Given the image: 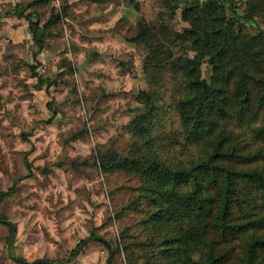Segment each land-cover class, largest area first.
Instances as JSON below:
<instances>
[{"label": "trees", "instance_id": "16d2710c", "mask_svg": "<svg viewBox=\"0 0 264 264\" xmlns=\"http://www.w3.org/2000/svg\"><path fill=\"white\" fill-rule=\"evenodd\" d=\"M41 1L14 13L27 17L38 50L46 28L60 19L57 12L44 21L30 19L32 9L24 10ZM66 3L62 9L69 8ZM163 5L169 13L140 17L128 37L149 49L143 62L148 88L139 95L143 109L128 121L129 151H96L105 172L136 180L129 205L140 214L142 232L124 244L128 264H264V31L249 33L236 24L224 0H190L181 8L187 25L177 31L165 21L175 3ZM245 5L255 11L258 4ZM184 41L192 53L175 56L171 46ZM31 74L40 84L52 81L51 74ZM0 223L13 231L7 217L0 215ZM88 239L104 246L108 264L115 248L94 232L79 239L65 259ZM12 258L21 264L65 260Z\"/></svg>", "mask_w": 264, "mask_h": 264}, {"label": "rangeland", "instance_id": "374dc122", "mask_svg": "<svg viewBox=\"0 0 264 264\" xmlns=\"http://www.w3.org/2000/svg\"><path fill=\"white\" fill-rule=\"evenodd\" d=\"M29 1L0 0V13L14 19L15 11ZM71 1L74 7L82 1L85 7L62 9L69 0H45L24 10L32 9L40 21L50 13L60 14L45 30L48 58H35L33 42L26 58L24 47L13 49L10 40L0 36V215L13 225L10 233L0 223V264H21L14 256L65 259L91 232L115 248L108 264H128L124 244L132 239L129 235L142 232L140 214L129 205L135 178L105 172L96 151H129L128 121L143 109L139 95L148 88L143 62L149 49L128 37L140 17L154 20L159 11L169 10L164 0H135L137 8L130 0ZM189 1L169 0L176 5L165 20L170 28L179 31L187 25L181 8ZM109 3L119 18L112 25L91 24ZM256 3V10L250 11L245 0H224L227 15L249 33L264 31V0ZM107 32L117 36L115 47L109 48V39L103 42ZM171 50L175 56L192 53L188 41ZM207 67L202 65V74ZM32 71L51 74L52 81L40 84ZM163 97L170 101V91ZM106 257L104 246L88 239L74 256L57 264H105Z\"/></svg>", "mask_w": 264, "mask_h": 264}, {"label": "crops", "instance_id": "0c3cea01", "mask_svg": "<svg viewBox=\"0 0 264 264\" xmlns=\"http://www.w3.org/2000/svg\"><path fill=\"white\" fill-rule=\"evenodd\" d=\"M77 1V0H74ZM71 6V8H73L74 10H81L83 9L85 6V4H83L82 1H77L76 2V6L74 7V3L73 1L69 0L68 2ZM93 3V2H92ZM108 4V3H107ZM111 11H113L111 13ZM27 12V11H25ZM108 13V15H107ZM14 15V14H12ZM34 13L30 14V19L35 18ZM14 19H10V17L12 16H7L3 13H0V36L2 37L3 40H10V46L14 49L17 47H24L25 49V55L26 58L29 56H31L33 49L30 48L29 44L30 42H32L31 38H30V32L28 30V23L26 18L22 17H18L17 15H14ZM100 17L97 18V20H90L91 24L94 23H105L107 25H112V21H115L117 18H119V15L116 14V12L114 11V8L111 7V3H109L108 7H105V10H103L101 12V15H99ZM10 19V20H9ZM93 21V23H92ZM89 22V23H90ZM107 22V23H106ZM76 24L78 25L79 23L77 21L74 22V26L76 27ZM75 30V29H74ZM76 32V30H75ZM107 34L109 35L108 38L107 36L104 37L103 42H106V39H109V48L111 46L115 47L117 44L118 39L113 35V38L111 37L110 32ZM78 35V34H77ZM108 45V44H107ZM29 46V47H28ZM49 45H47V47H42L41 49H35V58L36 59H44L45 57L48 58L51 55V50H49ZM42 54V55H40ZM45 55V57H44ZM30 60V59H29ZM35 77V76H34Z\"/></svg>", "mask_w": 264, "mask_h": 264}]
</instances>
